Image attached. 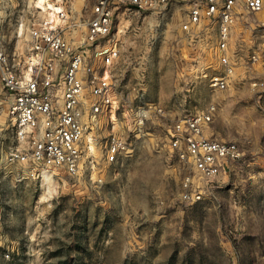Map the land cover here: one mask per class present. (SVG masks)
I'll return each instance as SVG.
<instances>
[{"label":"rangeland","instance_id":"obj_1","mask_svg":"<svg viewBox=\"0 0 264 264\" xmlns=\"http://www.w3.org/2000/svg\"><path fill=\"white\" fill-rule=\"evenodd\" d=\"M51 1L77 24L67 37L83 40L95 0ZM35 3L0 0V50L21 68L30 56V28L47 19ZM111 38L119 48L109 67L114 102L86 130L92 163L80 178L63 169L32 176L28 164L9 162L8 154L27 144L0 102V264H264V10L237 9L228 40L234 70L225 90L210 86L211 75L224 73L218 28L207 19L193 24L186 2L162 13L122 7ZM211 104L217 111L206 133L236 140L244 157L207 182L172 151L169 129ZM141 105L149 115L138 132ZM113 134L131 149L111 164L105 156ZM191 173L206 188L197 202L181 197Z\"/></svg>","mask_w":264,"mask_h":264},{"label":"built area","instance_id":"obj_2","mask_svg":"<svg viewBox=\"0 0 264 264\" xmlns=\"http://www.w3.org/2000/svg\"><path fill=\"white\" fill-rule=\"evenodd\" d=\"M180 2L189 5L193 24H201L206 19L216 24L217 49L224 73L211 75L210 86L215 90L227 89L234 70L228 55V40L237 9L243 6L249 12L258 13L264 10V0H95L86 22V36L77 43L65 34L66 29L77 24L70 22L62 6L56 20L60 22L55 24L43 19L30 28L27 44L30 56L25 58V68L0 50L1 89L10 101L8 110L17 137L27 144L25 150L11 151L9 162L28 164L32 176L39 177L45 169H63L68 175L80 178L85 166L92 163L85 156L86 130L97 127L101 114L114 102L109 67L119 57L117 43L111 42L116 11L125 7L162 13ZM253 59L257 56L253 55ZM99 67L105 68L102 75ZM153 111L167 115L163 107L155 106ZM216 111V106L211 104L201 112L183 114L169 129L172 151L184 167L207 182L218 180L230 169L231 163L244 157V150L236 140L206 133ZM136 112L135 130L142 132L149 109L141 105ZM87 114H90L88 118ZM130 149L126 140L113 134L106 144L105 159L116 163L119 155ZM205 190L192 173L182 180L181 197L185 201L202 200Z\"/></svg>","mask_w":264,"mask_h":264},{"label":"bare ground","instance_id":"obj_3","mask_svg":"<svg viewBox=\"0 0 264 264\" xmlns=\"http://www.w3.org/2000/svg\"><path fill=\"white\" fill-rule=\"evenodd\" d=\"M36 7L42 9L43 12L46 13L47 19L51 22H55L57 20V13L62 10V6L58 5L57 2H53L51 0H36ZM90 142H92V138H89ZM93 145H91V149ZM50 172V171H49ZM44 173V180L46 182H51V174L46 172Z\"/></svg>","mask_w":264,"mask_h":264},{"label":"crops","instance_id":"obj_4","mask_svg":"<svg viewBox=\"0 0 264 264\" xmlns=\"http://www.w3.org/2000/svg\"><path fill=\"white\" fill-rule=\"evenodd\" d=\"M1 94H2V96H0V99H1V103H5V106H6V109H7V111H9L8 110V105H9V99H8V97H7V95H6V93H5V91L4 90H2L1 89ZM4 105V104H3ZM9 113V112H8Z\"/></svg>","mask_w":264,"mask_h":264}]
</instances>
